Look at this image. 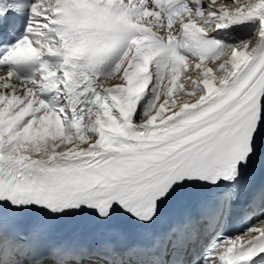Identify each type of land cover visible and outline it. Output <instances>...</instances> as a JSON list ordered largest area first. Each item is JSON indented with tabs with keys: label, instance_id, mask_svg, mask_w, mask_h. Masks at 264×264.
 Here are the masks:
<instances>
[{
	"label": "snow or ice",
	"instance_id": "6c2138e0",
	"mask_svg": "<svg viewBox=\"0 0 264 264\" xmlns=\"http://www.w3.org/2000/svg\"><path fill=\"white\" fill-rule=\"evenodd\" d=\"M256 173L264 0H0V264H264Z\"/></svg>",
	"mask_w": 264,
	"mask_h": 264
}]
</instances>
